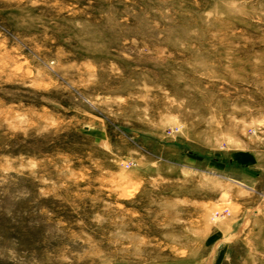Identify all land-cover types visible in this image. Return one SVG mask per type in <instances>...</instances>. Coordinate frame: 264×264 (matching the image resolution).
<instances>
[{
  "label": "rangeland",
  "instance_id": "374dc122",
  "mask_svg": "<svg viewBox=\"0 0 264 264\" xmlns=\"http://www.w3.org/2000/svg\"><path fill=\"white\" fill-rule=\"evenodd\" d=\"M0 264H264V0H0Z\"/></svg>",
  "mask_w": 264,
  "mask_h": 264
}]
</instances>
